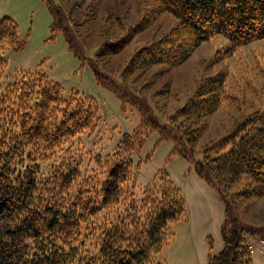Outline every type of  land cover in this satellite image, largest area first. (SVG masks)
Returning a JSON list of instances; mask_svg holds the SVG:
<instances>
[{
    "label": "trees",
    "instance_id": "trees-1",
    "mask_svg": "<svg viewBox=\"0 0 264 264\" xmlns=\"http://www.w3.org/2000/svg\"><path fill=\"white\" fill-rule=\"evenodd\" d=\"M154 3L150 16L169 14L177 25L136 52L118 82L97 65L122 42L103 43L90 62L98 83L141 114L137 129L111 153L87 157L83 148L82 137L96 132L101 120L92 99L64 97L39 72L0 85V264H164L161 254L174 238L172 225L187 219L186 203L163 172L141 188L138 199L131 155L153 132L171 139L177 152L184 147L195 152L208 118L225 104L232 109L233 98L226 92V74L219 73L160 119L127 79L152 65H179L215 37L227 42L221 50L225 57L264 40V0ZM49 8L54 28L66 34L73 49L68 19L52 1ZM21 47L16 24L1 19L0 81L7 68L2 53ZM193 173L224 205L222 248L209 252L205 264H254L248 240L263 239L264 227L240 225L232 213L264 196V110L233 120L230 132L204 147Z\"/></svg>",
    "mask_w": 264,
    "mask_h": 264
},
{
    "label": "rangeland",
    "instance_id": "rangeland-1",
    "mask_svg": "<svg viewBox=\"0 0 264 264\" xmlns=\"http://www.w3.org/2000/svg\"><path fill=\"white\" fill-rule=\"evenodd\" d=\"M50 1L68 19L73 49L66 34L54 28ZM154 6V0H0V20L11 19L22 41L19 51L2 53L7 68L0 85L12 83L22 73L39 72L57 84L64 97L92 99L101 120L96 132L82 137L83 148L87 157L111 153L125 134L137 129L141 114L131 102L98 83L90 62L103 43L122 42L115 55L99 59L101 63L97 65L118 82L120 72L136 52L168 35L177 25L169 14L150 16ZM226 45L222 37L212 38L179 65H152L127 79V84L140 91L137 94L147 99L160 119L185 104L205 79L219 73L226 74V92L233 98L232 109L225 104L208 118L195 152L186 147L177 152L171 139H161L156 132L145 138L141 148L131 155L138 199L141 188L160 172L167 174L184 197V181L193 172L204 147L230 132L238 116L264 110V40L249 43L228 57L221 54ZM133 76L136 81L131 79ZM242 206L233 209L237 223L264 227V196L248 209ZM184 230V222L172 225L174 238L161 254L164 264H199L184 238ZM260 239L248 242L258 246Z\"/></svg>",
    "mask_w": 264,
    "mask_h": 264
},
{
    "label": "crops",
    "instance_id": "crops-1",
    "mask_svg": "<svg viewBox=\"0 0 264 264\" xmlns=\"http://www.w3.org/2000/svg\"><path fill=\"white\" fill-rule=\"evenodd\" d=\"M183 189L187 208V219L181 221L185 225L184 238L198 263L205 264L209 252L218 253L222 248L220 229L224 220V206L216 191L193 172L184 181ZM252 260L254 264H264V252L254 253Z\"/></svg>",
    "mask_w": 264,
    "mask_h": 264
},
{
    "label": "built area",
    "instance_id": "built-area-1",
    "mask_svg": "<svg viewBox=\"0 0 264 264\" xmlns=\"http://www.w3.org/2000/svg\"><path fill=\"white\" fill-rule=\"evenodd\" d=\"M263 243H264L263 241L260 242V244H263ZM248 248H249V250H250L251 252L253 251V247H252V246H249Z\"/></svg>",
    "mask_w": 264,
    "mask_h": 264
}]
</instances>
